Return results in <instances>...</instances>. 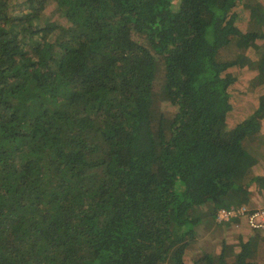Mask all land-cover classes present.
<instances>
[{"label": "trees", "instance_id": "obj_1", "mask_svg": "<svg viewBox=\"0 0 264 264\" xmlns=\"http://www.w3.org/2000/svg\"><path fill=\"white\" fill-rule=\"evenodd\" d=\"M249 54L264 0H0V264H254Z\"/></svg>", "mask_w": 264, "mask_h": 264}, {"label": "rangeland", "instance_id": "obj_2", "mask_svg": "<svg viewBox=\"0 0 264 264\" xmlns=\"http://www.w3.org/2000/svg\"><path fill=\"white\" fill-rule=\"evenodd\" d=\"M221 1L222 0H219V2ZM247 56L248 57L241 58L242 61L241 67L235 68L231 73V75L235 76L237 79V83L235 87V97L233 99V102L236 105V110L230 113L228 120L229 124L231 125L235 124L238 120L242 119L243 113H249V111L253 109V99L256 97L255 90L258 89L259 91L262 86V81H264V68L261 67L259 61L262 60L264 56L260 57L259 59L254 58L253 55L251 54ZM155 100L162 103V107L166 106L165 102H162L161 97L157 96ZM154 129H156V125H154ZM253 146L260 152L264 153V120L262 121L261 133L257 141H255V143L253 144ZM253 199L257 200V193L246 204L250 208L256 207L257 202H254ZM262 202L263 199L261 200V203ZM202 228L203 226H200V229ZM204 237L205 236H202V238L199 239L198 244L203 250H207L208 245L203 242ZM263 248H264V241L262 242L258 240L253 256L254 264L263 263L264 261V256L262 254Z\"/></svg>", "mask_w": 264, "mask_h": 264}, {"label": "built area", "instance_id": "obj_3", "mask_svg": "<svg viewBox=\"0 0 264 264\" xmlns=\"http://www.w3.org/2000/svg\"><path fill=\"white\" fill-rule=\"evenodd\" d=\"M232 219H243L245 225L255 231L264 232V201L260 208L240 206L238 208L230 207L229 209H221L216 214L217 222H227Z\"/></svg>", "mask_w": 264, "mask_h": 264}, {"label": "crops", "instance_id": "obj_4", "mask_svg": "<svg viewBox=\"0 0 264 264\" xmlns=\"http://www.w3.org/2000/svg\"><path fill=\"white\" fill-rule=\"evenodd\" d=\"M257 193H258V192H257ZM258 194H260V193H258ZM262 199H263V198H262ZM262 199L259 198V197H257V200L253 199L254 202H257V203H256V206H258V205L260 204V202H261ZM250 205H251V203H250Z\"/></svg>", "mask_w": 264, "mask_h": 264}]
</instances>
